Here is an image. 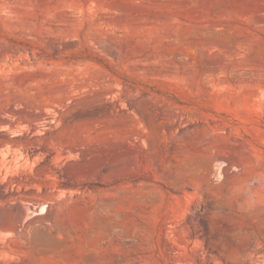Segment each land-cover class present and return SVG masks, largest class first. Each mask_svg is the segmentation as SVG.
I'll list each match as a JSON object with an SVG mask.
<instances>
[{
    "label": "rangeland",
    "instance_id": "rangeland-1",
    "mask_svg": "<svg viewBox=\"0 0 264 264\" xmlns=\"http://www.w3.org/2000/svg\"><path fill=\"white\" fill-rule=\"evenodd\" d=\"M0 153V264H264V0H0Z\"/></svg>",
    "mask_w": 264,
    "mask_h": 264
},
{
    "label": "bare ground",
    "instance_id": "bare-ground-1",
    "mask_svg": "<svg viewBox=\"0 0 264 264\" xmlns=\"http://www.w3.org/2000/svg\"><path fill=\"white\" fill-rule=\"evenodd\" d=\"M45 120H48V119H45ZM44 121V120H43ZM43 121H42V123H43ZM45 122V121H44ZM47 122H45V124H46ZM36 132H37V130H36ZM39 132V131H38ZM5 153V152H4ZM1 154V153H0ZM2 155V154H1ZM1 155H0V157H1ZM3 156V155H2ZM2 159V158H1ZM0 162H2V161H0ZM2 164V163H1ZM3 165V164H2ZM1 166V165H0ZM2 167V166H1ZM7 167V166H6ZM3 168V167H2ZM8 168V167H7ZM6 168V169H7ZM6 169H4L5 171H6ZM8 170V169H7Z\"/></svg>",
    "mask_w": 264,
    "mask_h": 264
}]
</instances>
